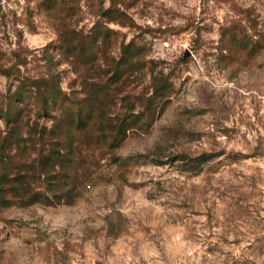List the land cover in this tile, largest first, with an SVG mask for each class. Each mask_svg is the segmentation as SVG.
<instances>
[{"label":"rangeland","instance_id":"obj_1","mask_svg":"<svg viewBox=\"0 0 264 264\" xmlns=\"http://www.w3.org/2000/svg\"><path fill=\"white\" fill-rule=\"evenodd\" d=\"M39 3L0 0V66L56 67L67 90L57 22ZM72 22L100 29L103 64L121 43L141 51L115 113L171 86L73 202L0 201V264H264V0H81ZM236 25L244 39L230 44ZM15 84L0 74V95Z\"/></svg>","mask_w":264,"mask_h":264},{"label":"trees","instance_id":"obj_2","mask_svg":"<svg viewBox=\"0 0 264 264\" xmlns=\"http://www.w3.org/2000/svg\"><path fill=\"white\" fill-rule=\"evenodd\" d=\"M39 2L57 22L59 64L70 67L74 81L64 90L56 67L27 76L13 71L15 66H0V74L16 81L13 90L0 95V201L24 206L49 205L51 198L73 202L91 167L114 159L129 130L151 124L171 86L167 79L157 81L150 95H136L115 113L116 102L129 95L123 94L126 79L142 69L140 49L121 43L120 57L103 64L100 29L85 32L73 25L81 0ZM241 32L230 27L228 42L242 43ZM42 118L49 124L40 123ZM203 157L191 160L192 167L208 160Z\"/></svg>","mask_w":264,"mask_h":264}]
</instances>
